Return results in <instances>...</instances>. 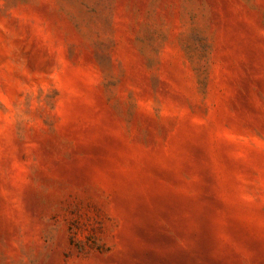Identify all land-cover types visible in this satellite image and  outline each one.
<instances>
[{
  "label": "rangeland",
  "instance_id": "rangeland-1",
  "mask_svg": "<svg viewBox=\"0 0 264 264\" xmlns=\"http://www.w3.org/2000/svg\"><path fill=\"white\" fill-rule=\"evenodd\" d=\"M0 264H264V0H0Z\"/></svg>",
  "mask_w": 264,
  "mask_h": 264
}]
</instances>
